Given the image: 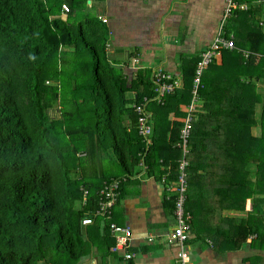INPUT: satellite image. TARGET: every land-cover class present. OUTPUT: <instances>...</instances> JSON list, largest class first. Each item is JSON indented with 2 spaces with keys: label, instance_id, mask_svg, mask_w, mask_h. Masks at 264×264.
Wrapping results in <instances>:
<instances>
[{
  "label": "trees",
  "instance_id": "trees-1",
  "mask_svg": "<svg viewBox=\"0 0 264 264\" xmlns=\"http://www.w3.org/2000/svg\"><path fill=\"white\" fill-rule=\"evenodd\" d=\"M76 1L0 0V264L76 263L87 243L83 219L106 221L111 233L112 224L124 227L112 221L114 207L140 164L151 175L169 166L172 174L163 183L169 190L174 182L181 185L179 165L185 159L186 195L191 194V183L195 185L213 170L220 174L217 188L206 194H264V98L247 94L250 103L243 106L237 102L239 95H233L244 94L238 86L240 78L251 87L255 82L264 86V53L260 59L252 53L245 59L239 46L223 51L222 67L214 62L207 68L198 92L190 146L184 153L177 147L183 121H170L167 116L184 115L179 107L192 100L200 57L183 61L182 87L157 100L149 70L131 78L110 64L106 37L89 26L92 21L72 27ZM63 5L71 9L69 17H62ZM259 9L252 6L248 12H238L235 21L254 19ZM256 25L250 40L263 41L262 27ZM227 34L229 38L231 33ZM67 48L77 55L83 50L91 53L94 82L89 95L79 82L72 89V84L57 80L52 86L49 80L63 73L65 57L72 61ZM230 67L234 72L245 68L235 82H231L234 75L225 73L220 78L219 70ZM67 89L70 97H63ZM143 103L152 115L147 138L139 136L136 113V106ZM65 105L71 109L63 108ZM72 106L80 111V124L73 125ZM58 108L59 116L55 115ZM85 111L90 112L89 117L82 115ZM90 118L93 126L86 122ZM102 151L117 157L126 174L122 179L108 177V170L97 168L101 167ZM100 177L102 184L117 182L119 186L108 218L94 216L104 199L100 191L105 184L96 181ZM86 188L91 192L87 201L83 196ZM177 197L178 191H174L168 198L175 222ZM257 230L245 233L243 241L247 234H259ZM112 235L115 245L111 253H120L126 262L134 261L136 257L126 258L135 254L132 240L128 248L116 249L117 234Z\"/></svg>",
  "mask_w": 264,
  "mask_h": 264
},
{
  "label": "crops",
  "instance_id": "crops-1",
  "mask_svg": "<svg viewBox=\"0 0 264 264\" xmlns=\"http://www.w3.org/2000/svg\"><path fill=\"white\" fill-rule=\"evenodd\" d=\"M82 1L86 15L93 20L89 26L97 27L101 36L106 37L110 64L131 78L137 72L150 71L156 65L183 78V61L199 58L221 28L226 37L228 32L235 37L237 48L240 46L259 59L264 53V37L263 41L250 40V35L256 32V24L259 25L264 18V6L260 7L254 19L239 18L236 22L235 16L225 19L228 0ZM238 1L258 5L257 0ZM74 4L71 17L76 10ZM61 14L63 18L69 17ZM261 29L264 32V26ZM137 58L139 63L136 67L139 70L132 62ZM222 62L223 57L215 64L219 67ZM222 70L234 72L233 67ZM167 119L181 121L177 120L175 113H169ZM216 171L206 173V178H199L195 185L191 183L193 189L189 185L191 194H187L185 208L192 222L184 249L190 264H264V194H206L214 193L217 188L220 174L217 175ZM134 172L132 179L123 186L112 221L130 228L132 251L137 257L132 262H126L120 253H111L115 238L109 223L98 219L96 223L84 227L87 240L85 253L74 264H180L178 253L181 248L168 240V234L176 224L174 214L169 210L168 198L170 192L177 191L178 185L174 182L172 188L169 186L166 190L163 184L166 179L162 181L172 174V170L163 166L151 175L140 164ZM125 175L123 172L112 174L120 179ZM99 179L96 181L103 186L104 179ZM85 190L90 196L91 192L87 188ZM253 228L258 229L259 234H247L243 241L244 234ZM240 242L241 247L234 249Z\"/></svg>",
  "mask_w": 264,
  "mask_h": 264
},
{
  "label": "built area",
  "instance_id": "built-area-1",
  "mask_svg": "<svg viewBox=\"0 0 264 264\" xmlns=\"http://www.w3.org/2000/svg\"><path fill=\"white\" fill-rule=\"evenodd\" d=\"M258 7L264 6V0H257ZM239 8L238 2L236 0H228L225 19H230L234 10ZM242 9H246V6H241ZM63 10L65 12H69L70 8L67 5H63ZM105 21V20H104ZM260 26H264V18L259 22ZM237 49L236 42L234 40L233 35L227 38L223 29L218 32L216 38L211 43V45L200 55V59L198 61L194 82H193V97L191 102L186 105V113L183 119L184 127L181 131L180 142L178 143V147L184 150V153L187 152V148L189 146V139L193 133L194 122L196 119V113L198 111L197 103L199 101L198 92L202 86V79L207 68L214 63L215 61L222 58V53L224 50H234ZM132 62L135 64V69L139 70L137 64L139 63V59H133ZM151 71V80L154 85V92L157 94L156 99L161 100L166 98L167 95L174 94L178 89L182 87V80L179 76H175L172 73L168 72L164 68L157 67ZM136 113L138 117V130L139 136L147 138L152 131V127L149 123L150 121V113L146 110V104H141L136 106ZM150 143V142H149ZM188 162L184 159L180 164V169L182 171V175L179 178L181 183L178 186V197L176 200V224L172 232L168 234V240L170 243L178 244L181 248L178 253V259L180 264H190V258L187 251L184 249V244L188 241L190 237L191 231V215L186 213L185 211V203L187 200V182L185 179V168L187 167ZM146 167V166H145ZM166 178H163V182ZM119 190V186L117 182L105 184L102 190L100 191V195L104 198L103 202L100 204V208L94 211L95 218L105 217L108 218L111 214L110 208H112L117 192ZM89 193L87 190H84V200H88ZM94 223V220L86 217L82 220V224L84 226H89ZM112 233L116 235V249H125L129 247V244L132 240V232L129 228H122L116 226L115 224L111 225ZM151 242L152 239L150 238ZM115 249V250H116ZM137 257V254H127L126 258L131 260V258Z\"/></svg>",
  "mask_w": 264,
  "mask_h": 264
},
{
  "label": "rangeland",
  "instance_id": "rangeland-1",
  "mask_svg": "<svg viewBox=\"0 0 264 264\" xmlns=\"http://www.w3.org/2000/svg\"><path fill=\"white\" fill-rule=\"evenodd\" d=\"M74 5H75L76 10H75L74 14L72 15V19H70L71 20L70 22L72 24V27H74V29H77L80 24H86L85 19H90V21L93 22V20H91V17L86 15V11L83 8L85 4L82 0H77ZM246 47H249V45H246ZM66 51H70V53H72L69 56V59L72 58V61L68 62V58L65 57L67 59L68 63L66 62L64 64L63 73L62 74L59 73L58 78L55 75H53L52 77L49 78V80L52 81V86H56L58 84V81H59L61 84H62V82L63 83L66 82V84L68 86L72 84V89H73V87L76 84H78V82H79V84L84 86V88H83L84 94L89 95L90 94V85H92L94 82L91 53L88 50H83L82 51L83 55H80V53H79V55H77V53L75 51L71 50V48L70 49L67 48ZM240 52L242 53V55L244 56L245 59H248V57L251 54L245 50H240ZM59 64L61 65V63H59ZM223 65H224L223 62L219 63V67H222ZM156 66H154V68H157ZM116 68H117L118 72H120L119 71L120 68H118L117 66H116ZM154 68H151V70H153ZM225 68H228V67H225ZM243 69H245V68H242L241 70H239L237 72H227L224 70H219L220 78H222L225 75V73L230 75L231 77H232V75H234L231 79V82H235V76H237L239 74V72L243 71ZM171 73H173V72H171ZM173 74H175V73H173ZM238 86H240V89L242 88L244 90V94L243 93L242 94L241 93H239V94L234 93L233 95H235V96L239 95L237 102H239L243 106H248L247 104L250 103L247 100V97H248V96H246L247 94L251 95V97L261 96L262 98H264V95L262 93L264 90V86L262 85L261 82H255L253 84V86L251 87L247 81H243V78H240V81H238ZM69 93H71V92H69L67 89L66 91L63 92L62 95H63V97H70ZM72 98H73V96H72ZM184 106L185 105L180 106L179 108L181 109L180 110L181 113H183L185 115L186 106L185 107ZM63 108L71 109L70 106L66 107V105ZM101 110H103V108ZM72 113L74 114V117L72 118L74 120L73 125L80 124L81 122L79 121V119L82 117V116L80 117V111H75V107L72 106ZM89 113H90L89 111H85L82 113V115L86 114L89 117ZM53 115H54V113H53ZM55 115H58V116L60 115L59 108L55 112ZM184 115L182 117H177V120L183 121ZM86 122H87V124H89L91 126L94 125L92 118H90ZM234 124L237 126L236 123H234ZM95 126H96V123H95ZM70 146H71V144H70ZM79 148H82V147H79ZM102 154L103 155H101V161H99L101 164V167L97 166V168L99 170H101V169L104 170L105 173L108 170L110 172V174L109 173L106 174V176H108V177H110V175H112V174H122V168L119 166V161H118L117 157H115L112 154H110L108 156V155L104 154L103 151H102ZM85 161L86 160H84V162Z\"/></svg>",
  "mask_w": 264,
  "mask_h": 264
},
{
  "label": "clouds",
  "instance_id": "clouds-1",
  "mask_svg": "<svg viewBox=\"0 0 264 264\" xmlns=\"http://www.w3.org/2000/svg\"><path fill=\"white\" fill-rule=\"evenodd\" d=\"M257 3V2H256ZM238 5H239V8H237V9H235L234 10V14H233V16L231 17V19L235 16V17H237V14H238V12H248L251 8H252V6L251 5H249L248 3L246 4V3H240L239 1H238ZM241 6H246V9H242L241 8ZM256 6H258L257 4H255V7ZM262 7V6H261ZM257 8V7H256ZM258 8H260V7H258ZM62 10H63V8H62ZM63 14H66V15H70V13H71V9H70V11L69 12H65L64 10H63V12H62ZM105 22H106V20H105ZM109 46V45H108Z\"/></svg>",
  "mask_w": 264,
  "mask_h": 264
}]
</instances>
